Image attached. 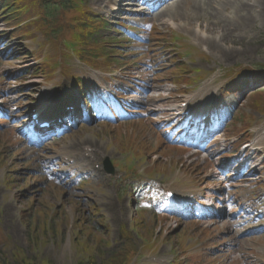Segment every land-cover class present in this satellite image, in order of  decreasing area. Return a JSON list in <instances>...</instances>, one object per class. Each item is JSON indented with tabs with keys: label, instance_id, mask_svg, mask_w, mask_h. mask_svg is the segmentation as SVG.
Returning <instances> with one entry per match:
<instances>
[{
	"label": "rangeland",
	"instance_id": "374dc122",
	"mask_svg": "<svg viewBox=\"0 0 264 264\" xmlns=\"http://www.w3.org/2000/svg\"><path fill=\"white\" fill-rule=\"evenodd\" d=\"M86 1L95 12L105 19L108 31L104 32V35L114 36L112 27L121 22H132L129 24L138 29L141 34V37L138 38L131 31L130 33L125 32L126 36L133 37L130 42V50L133 51V54L130 57H124V60L129 62L116 70L118 72L117 79L112 82L114 88L133 92L134 95L129 99V102L133 104L130 108L134 112L144 113L143 118L147 121V127H136L139 134L143 133L144 140L140 139L139 149L141 151L145 148L146 140H149L151 147L157 150L158 144H160L159 138L163 137L159 127L165 124L159 125L158 122L165 121L173 115L174 112L170 111L175 108L176 99L180 97L179 94L172 96L176 88L171 85L172 70L175 65L179 64V61L178 59L171 60L176 56L170 49L164 48L168 44L167 42L161 39L152 42L149 39L148 29L151 24L155 25L158 32L167 37L172 33L185 36L187 43L197 46V49L208 57V59L199 57L194 64H190L192 67L202 68L207 75L192 91L186 93L188 97L194 96L202 89L216 91L221 83L225 85L226 79L229 83L231 81L239 82L244 78L223 77L227 70L264 65V17L257 18L255 23L244 21V18L238 19L239 23L234 24L233 31L225 33L223 32L224 25L228 17L235 15L236 10L222 2L205 3L203 0H198L193 3L190 0H185L172 10L167 11L162 17L156 18L146 16V14L137 16L124 14L118 17V13L112 14L110 11L112 5L107 4L109 0ZM238 8L240 15H248V10L239 6ZM214 17L220 23L217 28L210 23L214 21ZM208 25L214 30L211 34L206 32L205 26ZM11 32L13 31L5 18L0 15V104L4 103L5 106L7 104L10 108L8 117L10 121L6 127H0V159H3V165L6 166L5 168L0 166V254L5 251L4 245L8 244L6 253L11 261L13 256L10 251L20 249L36 261L48 259L52 264H79L82 260L69 244L71 231L67 224L69 219L75 216L84 215L86 222L97 219L92 211V205H94L100 210L103 218L102 224L108 228L106 230L109 232L108 235L103 237L109 242L121 240L120 229L130 227L135 220L133 231L137 234L140 233L139 223L143 217L145 218L144 222L147 228L154 231L158 242L151 248H144L143 242L136 235H133L131 242L127 241L128 246L132 243L135 250L136 248L141 249L140 254L135 258V261H139L138 264H151L146 260L149 256L170 258L169 254L171 255L174 249L178 250V255L184 260L185 257L179 247L178 234L184 233L187 228L194 231L187 239V243L192 245L190 252L204 257H208L207 254L210 255L212 251L216 253V248H221L226 252L217 257L210 255L211 261L214 262L206 261L204 264H264V234H245L248 228L242 226L243 213H234L237 207L229 205L230 201L227 203L229 200L227 194L258 199L261 187L252 182L250 188L236 189L235 186L230 185L227 178H220L224 174L222 169H226V154L236 148L230 141L225 143L223 138L234 140L238 137L239 134L232 128L239 127V121L236 119L248 112L246 97L238 95L237 100L233 95L222 97L223 102L235 103L237 101V107L234 110V120L223 132L224 134H221L220 140L215 143L216 154L213 155V158L205 159L203 156H192L193 151L184 153L182 148L174 149L173 145L185 147L187 143H182L176 136L169 135V143L165 140L167 142L164 147L167 150L165 155H160L157 151L151 154L147 153L150 156V165L168 167L173 165L174 169L168 174L148 178L144 173H141L139 185H136L135 182L137 178H133L131 181L107 179L102 170V161L105 156L116 159L119 154L124 153L121 144L129 140L130 137H126L128 133L130 134L129 123L126 122L133 118H125L120 122L116 120L105 122L109 126L94 118L91 123L82 125L68 137L60 140L61 142H54L46 149L29 148L30 139L22 134L28 129L29 107L51 101L61 104L68 102L70 97H76L75 78H81L93 86L102 83L105 89H108L109 83L104 81V76L90 72L75 57L69 63L71 71L68 75L59 73L56 75L57 78L54 77L52 81L45 80L44 74H34L36 67L32 66L39 62L32 52L42 45L43 39L22 40ZM212 45L215 47L212 48ZM46 48L44 52H46ZM47 52H50L49 48ZM116 64L119 65L120 62ZM97 94H100L99 88ZM180 94L183 95V93ZM212 101L216 103L214 98ZM136 102L139 104V109L136 108L138 106ZM135 105L136 107H134ZM225 114H228V111H225ZM251 115L254 118L256 113L253 112ZM98 119L100 120V118ZM256 119L258 121L259 117ZM138 120L136 119V122ZM255 130L259 132L260 139L264 140L261 135L264 133V121H259ZM262 143L264 145V142ZM83 146H90L94 150V157L91 167L85 169V172L89 170L91 172L87 173L85 184L80 186L84 189L79 190L78 178L75 174L77 170L70 172L71 168L62 162V160L65 161L62 153L74 154L76 156L74 158L75 167L81 170L82 163L78 161L77 154L82 151ZM18 149H20L19 153H17ZM14 165L15 168H13ZM28 165H31L30 168ZM95 165H99L100 169L96 170ZM60 166L62 167L60 168ZM63 166L68 172L57 173V176L54 177L52 172L64 170ZM8 168L14 172L10 175L15 174L11 180L12 183L3 182ZM34 174H39L42 180H45L44 184L36 186L32 183L30 176H34ZM41 174H46V178ZM68 176L71 177L67 178ZM21 185L28 187L25 192L21 191ZM227 185H230V188ZM146 187H148V191L157 196L153 198L154 208L147 207L143 212L144 216L140 218V210L136 212L133 206L136 202L141 209L144 207L145 201L149 202V199L145 198L144 191H141ZM134 188H139L141 191L137 193L140 195L139 198H134ZM169 189L174 190L175 194H178L183 200L191 191L200 192L201 196L205 195L203 191L210 192L212 194L208 195V200L214 202L217 198L222 197L224 205L220 204L219 207H223L227 212H223L214 220L199 223L197 219L182 220L179 217H164L161 208L164 204L165 190ZM234 190L236 191L233 193ZM85 196H90L91 199H85ZM28 201L29 203L33 201V206H28L26 203ZM39 209L47 211L44 220L51 224L47 234H44L39 226L44 221L37 216L36 210ZM57 209L62 212L57 215L63 218V220L59 218L61 223H58V217L57 220L54 219V211ZM30 218H35L38 224L34 225ZM237 218L239 220H236ZM35 226L38 228L39 238L44 239L45 245H35L36 235L32 233ZM53 226L56 230L58 229L57 233ZM205 228L210 229V234L224 239L220 245H216L221 247H216L212 245L211 241L205 239V235L202 234ZM103 231L102 228H96L95 234L101 235ZM142 239L149 241L145 235H142ZM198 243H203V246L199 248ZM116 247L121 252L124 251L123 242L117 243ZM111 249H104L108 253L106 258L111 257L112 254H109ZM99 255L102 256V254ZM194 261L193 258L190 264H194Z\"/></svg>",
	"mask_w": 264,
	"mask_h": 264
},
{
	"label": "trees",
	"instance_id": "16d2710c",
	"mask_svg": "<svg viewBox=\"0 0 264 264\" xmlns=\"http://www.w3.org/2000/svg\"><path fill=\"white\" fill-rule=\"evenodd\" d=\"M1 3L4 9L12 15L9 21L14 19L18 22L17 17L30 10L42 16L43 20L33 21L31 25L18 30L17 35H28V37L34 38V30L43 31L49 40H52L54 36L56 43H58L55 48L58 50H61V47L66 48L63 41L71 43L76 40L75 36H77L80 47L84 48V52L81 51L80 53L79 51V54L82 56L84 53L83 57L87 58L88 61L94 60L95 55L100 54L104 58L105 64H110L113 56H121L120 54L126 45L122 37L114 38L112 42L110 39H104L101 43L89 42L87 37L99 27L98 22L93 18H89L88 12L83 13L81 10L66 6V0H1ZM15 259L18 261L17 264H36L23 255L21 251L16 253ZM0 264L7 263L4 260L3 262L0 261ZM41 264L52 263L43 260ZM102 264L117 263H115V260L110 259L103 261Z\"/></svg>",
	"mask_w": 264,
	"mask_h": 264
},
{
	"label": "bare ground",
	"instance_id": "6f19581e",
	"mask_svg": "<svg viewBox=\"0 0 264 264\" xmlns=\"http://www.w3.org/2000/svg\"><path fill=\"white\" fill-rule=\"evenodd\" d=\"M103 1H105V0H103ZM112 1L117 2L119 4L121 3L122 6L127 4V2H125L126 0L125 1H123V0H112ZM203 1L205 3H209L211 1H216V2H222L223 4H228L236 10V14H235L236 17L238 19L244 18V21L254 22V20L256 18L264 17V0H203ZM238 3L241 4V6L244 10H248V12H249L248 15H240V9L237 6ZM116 9H117V7L114 8V10H116ZM198 9H200V8H198ZM163 12H165V11H162L159 14H157L156 17H158V16L162 17L164 14ZM232 26H234V24L229 22L228 23V29L226 32L231 31ZM213 31L214 30L212 29L211 32H213Z\"/></svg>",
	"mask_w": 264,
	"mask_h": 264
}]
</instances>
